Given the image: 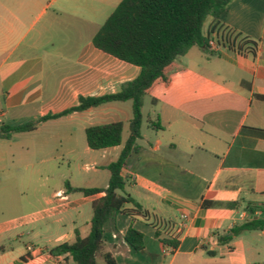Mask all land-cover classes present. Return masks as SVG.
<instances>
[{
  "label": "crops",
  "instance_id": "0c3cea01",
  "mask_svg": "<svg viewBox=\"0 0 264 264\" xmlns=\"http://www.w3.org/2000/svg\"><path fill=\"white\" fill-rule=\"evenodd\" d=\"M120 2L0 0V127L59 113L76 106L80 97L114 94L137 78L138 67L92 45ZM202 34L211 48L194 46L197 52L189 56L190 48L181 56L186 63L177 61L179 57L175 60L169 84L155 86L147 96L158 109V123L162 119L169 129L180 118L190 126L186 144L175 142L176 137L164 144L157 135L150 141L140 131L122 175L125 193L146 215L126 204L103 229L97 264V258L106 264L105 254L114 264H264V230L231 232L252 219L249 207L264 203V139L240 131L242 127L264 130V0H232L218 20L206 19ZM123 103L74 112L38 123L31 132L0 137V163L7 155L13 163L12 144L46 124H67L69 137L76 131L84 134L89 126L118 121L128 129L131 104L126 116ZM206 127L211 131H204ZM126 139L122 143L121 134L119 146L97 150L104 158L111 157L104 168L118 158ZM84 151L93 150L86 144ZM54 159L40 157L31 165ZM8 169L0 168L2 173ZM15 186L14 180L0 186V264H74L68 254L53 255L51 250L73 242L76 232L86 237L92 210L81 225L66 223L69 216L63 214H80V208L91 206L103 194L85 197L67 192L64 183L24 213L19 208L24 192L14 191ZM58 193L67 200L59 201ZM73 194L81 197L72 199ZM11 204L17 208L6 211ZM254 218L261 214L256 212ZM129 227L143 235V250L138 253L124 241ZM226 236L230 240L221 243ZM161 238L178 244L163 245ZM222 247L230 254H219ZM233 254L240 255L237 259ZM261 257L263 262H252Z\"/></svg>",
  "mask_w": 264,
  "mask_h": 264
},
{
  "label": "trees",
  "instance_id": "16d2710c",
  "mask_svg": "<svg viewBox=\"0 0 264 264\" xmlns=\"http://www.w3.org/2000/svg\"><path fill=\"white\" fill-rule=\"evenodd\" d=\"M231 1L121 0L92 38V45L104 54L138 67L140 72L137 78L122 84L114 94L80 97L76 106L59 113L47 114L20 126L0 127V137L8 138L11 133L31 132L38 123L56 120L74 112H83L108 103L131 104L129 135L118 158L106 166L109 172L106 188H73L65 182L67 192L80 193L85 197L100 193L103 196L91 203L89 234L82 238L76 232L74 241L53 248V255L68 254L74 264H97L96 256L104 241L103 229L123 207L131 203L140 214L146 215L125 193L126 178L122 175L127 159L141 137L143 100L155 86L169 84L170 73L178 57L184 56L194 46L205 50L211 48L210 42L202 34L205 21L208 17L218 20ZM152 127L159 128L157 124H152ZM122 129L120 121L87 127L84 130L87 147L97 151L119 146ZM240 131L253 138L264 139L262 129L242 127ZM248 212L252 219L231 231L233 234L264 230V203L249 207ZM256 212L261 214V218H254ZM155 236L158 238L159 234L156 232ZM230 238L226 236L220 242L226 243ZM124 241L133 253L143 250V235L131 227L127 229ZM160 242L172 248L178 244L167 238H161ZM103 259L106 264H114L108 254L103 255Z\"/></svg>",
  "mask_w": 264,
  "mask_h": 264
},
{
  "label": "rangeland",
  "instance_id": "374dc122",
  "mask_svg": "<svg viewBox=\"0 0 264 264\" xmlns=\"http://www.w3.org/2000/svg\"><path fill=\"white\" fill-rule=\"evenodd\" d=\"M197 52V48L193 47L189 50V56ZM188 57V56H187ZM182 59V60H181ZM186 63L187 58L179 57L177 61ZM126 109V116H130V103L126 102L122 104ZM157 108L150 103V99L145 97L143 100L142 107V125L141 134L154 140L155 135L166 144L169 139L177 138V141L182 144L185 143V138L189 131L190 126L182 121L180 118L174 119L172 126L167 129L163 120L160 119L159 123L156 120ZM125 118V116H121ZM152 120L153 124H157L161 129L153 128L150 125ZM28 123V122H27ZM156 126V125H155ZM71 128L67 124H46L41 126L36 132L27 134L19 138L14 144H12V150L15 154L13 163L10 161V157L7 155L4 162L0 163V168L8 166V172L2 173L0 170V186L4 187L9 185L11 180L16 181L14 191H23L21 195V206L20 209L24 213L33 210L39 203V199L42 195H48L54 188L63 187L65 182H69L75 187H99L103 188L108 181L109 172L103 167L111 157H103L102 151H91L85 152L86 147L85 136L83 133L76 131V133L69 137L67 131ZM209 131L207 127L203 129ZM211 131V130H210ZM129 131L127 127L122 132V143L128 136ZM181 136L178 139V136ZM198 140L204 137H196ZM197 142V141H195ZM142 143V142H141ZM144 143V142H143ZM10 149V150H11ZM9 150H7L8 152ZM17 151V152H16ZM21 155L20 159L17 155ZM43 157L55 158L53 161L44 162L43 164H33L31 162ZM130 165L127 168L126 174L130 176ZM10 182H9V181ZM81 195L73 194L72 199L80 198ZM17 208V207H16ZM15 208L14 204H11L10 210L13 211ZM80 214L76 211H67L63 216H69L66 223L74 221L76 225H81L83 222L88 221L91 216V206H86L79 209ZM56 218L62 217L56 215ZM63 232H60L56 236H61ZM54 240V239H53ZM230 254L227 248L222 247L220 253ZM240 254H233V258L239 257ZM98 264H104L100 258H97ZM252 262H263V257L253 260Z\"/></svg>",
  "mask_w": 264,
  "mask_h": 264
},
{
  "label": "built area",
  "instance_id": "2783aa9c",
  "mask_svg": "<svg viewBox=\"0 0 264 264\" xmlns=\"http://www.w3.org/2000/svg\"><path fill=\"white\" fill-rule=\"evenodd\" d=\"M56 198L59 200V201H66L67 199H66V197L62 194V193H58L57 195H56ZM114 238H115V236H113ZM59 264H63L62 262H60Z\"/></svg>",
  "mask_w": 264,
  "mask_h": 264
}]
</instances>
